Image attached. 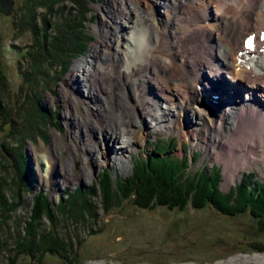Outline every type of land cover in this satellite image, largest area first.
Segmentation results:
<instances>
[{
  "label": "rangeland",
  "instance_id": "rangeland-1",
  "mask_svg": "<svg viewBox=\"0 0 264 264\" xmlns=\"http://www.w3.org/2000/svg\"><path fill=\"white\" fill-rule=\"evenodd\" d=\"M107 2L112 3L114 0H99L90 4L91 11L87 13V16L91 20L88 22V28L94 39L90 44L89 51L84 55L75 57L70 68L60 80L52 81L50 85L45 87V81L43 78L40 79L34 87L36 95H38L35 99L33 98L34 95L31 96L30 94L26 97V84L22 76V67L25 69L31 68L27 52L33 41L31 32L21 29L22 27H18V22H16L19 17L17 8L23 3V0H15L11 15L0 12V33L3 35V38H1L0 67L3 66V74L6 75V78L2 76V72L0 76L4 78L2 85L9 89L5 92L6 94L8 92L5 98L6 108H10L15 113L19 106L23 111L21 113L16 112L12 121L9 114L6 120L8 123L2 125L0 129L1 186L4 187L5 197L10 199L9 204H7L8 208L12 210L14 208L10 213L11 219H6L7 214L1 212L0 231L2 232L0 236L3 240L5 237L6 239L9 238L10 228H22L24 226L23 222L31 214L34 194L37 192H46L49 200L54 204L53 208L57 210L61 197L64 201L66 200L67 191L73 192L77 187H82L86 191L89 190L93 182L99 179L105 169L108 170L110 175H113L114 181H116L117 176L119 179L127 177L133 172L132 170L136 166L135 162H138L141 156L145 157V152L151 151L154 144L159 142L162 144L172 138L174 143L177 144L172 156L174 155L175 158L187 157L189 160L188 171L195 172L204 167L209 171L213 166L218 168L221 177L218 188L223 194H227L234 189L247 173H255L258 180L264 181V159L245 165L238 171L234 179H229L225 176V161L216 159L210 153H206L197 146L195 147L191 138L185 139L180 129L174 128L172 130L166 126L167 124L162 125L159 123L157 129L151 130L147 128V124L143 121V125L147 128L146 133L148 132L145 136L141 123L134 118L136 116L139 118L144 109L139 104V100L135 99L133 87L124 81H127L126 78L123 80L126 84L125 93L132 94L129 97L130 100H127L125 95L122 98L130 102V111L123 110L120 113V121L116 122L117 120L113 121L112 119L109 120V123L113 126L115 122V124L120 125L122 121L129 124V126L127 125V131L129 135L131 134L129 138L133 137V142L127 153L129 166L117 167L112 163L102 165V163L92 158L94 154H91V152L95 151L94 144L86 140L81 128L76 124L75 118L78 117L79 106L71 99V94L67 92L64 86L74 64L82 57L91 54L92 47L100 41L99 32L102 30L103 35L107 34V30L104 31L105 26H102V17L107 13L104 8ZM66 5L67 7L72 6V3L67 1ZM173 10L175 12V9L172 8L171 11ZM40 11H42L41 8L37 10V14ZM211 12L213 13V10ZM253 12L251 10V13ZM183 16V14L173 16L174 24L167 27V30L173 32L170 36L163 33L160 35V40L156 41L154 31L149 29L145 34L147 36L145 38L149 37L151 45H154V51H150L152 53H149L147 57L154 60L153 56L157 55V59L164 57L167 59L170 54H173L170 60L173 64L170 67L173 71L175 70L174 72L177 71L175 73L176 77L178 79L182 78V81L186 80L187 76V70L185 69L189 67L187 63L188 56H185L184 50L183 54L178 56V53L172 49H187L186 45L191 43L190 38L192 36L200 38L199 36L202 34L205 36L210 30L207 26L208 29L201 31L199 34L190 35L189 33L192 32L188 31V22L187 25L182 22ZM196 26L194 25V29H197ZM220 26L222 29L217 30L216 35L213 34L212 30L207 35L216 39L219 49H222H217L218 53H222L226 49V45L222 41L224 39L219 38L221 31L223 30L222 33H230L231 36H234L240 27L239 23L233 20ZM180 27L184 31H181ZM184 34H186L185 37H183ZM140 43L143 46L144 43L142 41ZM182 61L186 63L183 64ZM122 63L119 62L121 69L123 68ZM143 67L144 65L138 67V70L132 75L133 78L136 79L139 75L138 72ZM151 67L155 77L175 78L159 61L153 62ZM57 68L61 69V66H57ZM177 68H180L181 71ZM121 71L115 69L114 76L109 78L110 81H107L106 86L101 83V86L109 87L112 92L111 96L113 98L109 100V103L114 111L117 108V99L121 96H117L119 93L117 90L118 87H122L118 86L115 78L116 75L119 78L124 77ZM202 80L204 81V79ZM228 81L231 82L232 79H228ZM244 84L247 85V82H244ZM37 90L41 91L37 93ZM26 93L28 94V89ZM243 95H246V93H243ZM214 96L217 97V95ZM234 96L235 94H233L232 99L237 98L236 96L234 98ZM80 99H83V96L80 95ZM38 102H42V105ZM27 104L29 107H27ZM38 105H40V108L37 107ZM134 105H140V109L138 108L133 112ZM131 107L133 108L131 109ZM47 109L56 114L53 117L47 116ZM26 110L27 113L29 110L30 115L36 114L35 120L32 121V116L30 121L24 118L23 114L26 113ZM73 113H76L74 117H72ZM129 135L125 134V138ZM97 136L99 137V134L95 133L91 139L94 141ZM142 136H145L147 140L143 139ZM97 140L99 141V138ZM101 147L104 149V144L98 146L99 149ZM194 154H196L197 159L193 161ZM172 156L167 155L168 158H172ZM48 157H51L52 161L57 160L60 164L65 165L55 167V165L49 164ZM25 161H27L26 164H24ZM68 162H72V164L66 165ZM54 168L56 169L54 170L56 183L50 180ZM82 171L85 175L81 173ZM101 178H103V175H101ZM115 190L116 192L112 194L113 202H111L112 200L104 201L101 196L91 197L88 202L94 209L97 208L96 213L82 215L78 218V220H81L78 223L79 232L75 230L80 237L78 247H76L79 253L78 264H217L222 262L223 259H232L235 255L239 256L245 253L264 254V251H256L258 245L264 247V230L256 225L249 213L230 216L212 207L198 209L190 204L184 209H169L166 205H158L155 202L149 207H143L137 204L133 197L126 198L120 195L116 186ZM54 217L55 223L58 224V228L61 229L63 234L73 232V228H78L74 225L78 221L66 217L65 214L59 213V217ZM41 223L42 228L52 226L46 216L42 217ZM6 255L7 253L0 248V259L2 261L0 264H9ZM12 264H17V262ZM19 264L34 263L29 257H22L19 259ZM43 264L68 263L55 255L49 254L44 259ZM246 264L256 263L248 262Z\"/></svg>",
  "mask_w": 264,
  "mask_h": 264
},
{
  "label": "bare ground",
  "instance_id": "bare-ground-1",
  "mask_svg": "<svg viewBox=\"0 0 264 264\" xmlns=\"http://www.w3.org/2000/svg\"><path fill=\"white\" fill-rule=\"evenodd\" d=\"M104 8L107 13L102 17V26H105L107 34L103 35L100 29V41L92 47L91 54L74 64L64 86L79 106L75 121L86 140L94 144L95 151L91 152L95 155H92L93 159L102 165L112 163L117 167L129 166L127 153L133 142V137L130 139L131 134L127 131L129 124L123 121L120 125L115 124L120 121L123 110L130 111V102L122 98L125 95L130 100L132 94L125 93V82L133 87L135 99L143 106L145 113L134 118L141 123L145 136L148 134L147 128L157 129L159 123L167 124L172 130L180 129L184 138H191L195 147L225 161V176L229 179H234L245 165L264 159V56L257 54L252 59L253 66L245 73L237 70L235 58L238 50L243 49L246 32L255 30L260 33L264 30V0H114L112 3L107 2ZM172 8L175 12L171 11ZM251 10L254 12L251 13ZM172 14L185 16L182 22L184 25L188 22V31L192 32L190 35L199 34L208 29L207 26L216 35L217 30L222 29L220 25L232 20L238 22L240 27L234 36L221 31L219 38L224 39L222 41L226 45L222 53L217 52L219 46L216 39L207 36L210 30L200 38L192 36L191 43L186 45L187 49H172L178 56L183 54V50L188 56L189 67L185 69L187 76L182 81V78L176 77L177 71L174 72L170 67L173 54L167 59H157V55L153 56L154 60L147 57L154 51V45H151L149 37L145 38L146 31H154L156 41L160 40L163 33L170 36L173 32L167 27L174 24ZM194 25H197V29H194ZM140 41L144 43L143 46ZM155 61L161 62L175 78L155 77L151 67ZM119 62H123L122 69ZM140 65L144 67L135 79L132 75ZM115 69L122 70L124 77L119 78L115 73L118 86L122 87H118L117 96H121L117 99L114 111L109 103L113 98L112 92L109 87L101 86V83L106 86L109 78L114 76ZM253 72L254 75L250 76ZM215 94L217 98L214 99L212 95ZM233 94L237 98L234 96L235 99H232ZM80 95L83 99H80ZM140 105H134L133 112L140 109ZM131 115L134 116L133 113ZM112 119L117 120L114 126L109 123ZM95 133L99 134V141L97 138L94 141L91 139ZM125 134L129 136L125 138ZM103 144L104 149H99L98 146ZM48 160L55 167L65 165L57 160L52 161L51 157ZM71 164L68 162L66 165ZM54 170L50 180L56 183ZM81 173L85 175L84 171ZM254 255H235L217 264H264V254Z\"/></svg>",
  "mask_w": 264,
  "mask_h": 264
},
{
  "label": "trees",
  "instance_id": "trees-1",
  "mask_svg": "<svg viewBox=\"0 0 264 264\" xmlns=\"http://www.w3.org/2000/svg\"><path fill=\"white\" fill-rule=\"evenodd\" d=\"M67 1L71 2L72 6L67 7ZM97 1L99 0H23L18 6L19 17L16 20L18 27L30 31L33 37L27 52L31 68L22 67L26 91L28 89V94L25 91L26 97L29 94L34 95V99L38 97L34 87L40 79L43 78L45 81V87L52 81L60 80L70 68L73 59L89 51L94 38L88 28L91 18L87 13L91 11L90 4ZM40 8L42 11L37 14ZM1 38L3 35L0 33V56ZM57 66H61V69ZM0 68L2 75L3 66ZM2 76L6 78L5 74ZM4 78L0 76L2 94H0V129L2 125L8 123L6 120L9 114L12 121L16 112H23L19 106L15 113L10 108H6L5 98L8 92L7 94L5 92L9 89L2 85ZM40 91L37 90V93ZM38 103L42 105V102ZM40 105L37 107L40 108ZM47 110L49 117L56 114L50 109ZM23 116L29 121L31 116L32 121L36 118V114L30 115L29 110L28 113L26 110ZM160 143L154 144L151 151L145 152V157L141 156V159L135 162L133 172L127 177L119 179L117 176L114 181L113 175L105 169L101 173L103 178L100 175V181L99 179L94 181L89 190L77 187L73 192L67 191L66 200L61 197L57 210L53 208L54 204L49 200L46 192L34 194L31 214L24 220V226L10 228L11 234L7 239L5 237L3 240L0 236V248L7 253L8 263L19 264L20 258L29 257L34 264H43L44 259L52 254L68 264H78L79 253L76 247L80 237L76 231L79 232L78 223L81 222L78 218L96 213L97 208L94 209L88 202L93 196H101L102 200L113 202L112 194L116 192L115 186L118 187L120 195L126 198L133 197L134 201L143 207H149L155 202L158 205H166L169 209H184L190 204L198 209L212 207L230 216L249 213L256 225L264 230V181L258 180L255 173L245 174L234 189L223 194L218 188L221 181L218 168L213 166L209 171L205 167L195 172L188 171L187 157L172 156L177 148L174 139ZM167 155H171L172 158H168ZM196 159L197 156L194 154L193 161ZM26 163L27 161L24 162ZM1 182L0 180V218L1 212H5L6 219H11L10 213L14 208L13 210L8 208L10 199L5 197ZM59 213L78 221L73 222L78 228L63 234L55 223L54 216L59 217ZM43 216L48 218L51 227L42 228ZM9 239L11 241L8 242ZM256 251H264V247L258 245ZM0 263H2L1 259Z\"/></svg>",
  "mask_w": 264,
  "mask_h": 264
},
{
  "label": "water",
  "instance_id": "water-1",
  "mask_svg": "<svg viewBox=\"0 0 264 264\" xmlns=\"http://www.w3.org/2000/svg\"><path fill=\"white\" fill-rule=\"evenodd\" d=\"M15 0H0V12L4 13L5 15H11L14 9ZM246 255H254L258 253L253 254H247ZM223 259L222 261H224ZM217 263V262H216Z\"/></svg>",
  "mask_w": 264,
  "mask_h": 264
},
{
  "label": "snow or ice",
  "instance_id": "snow-or-ice-1",
  "mask_svg": "<svg viewBox=\"0 0 264 264\" xmlns=\"http://www.w3.org/2000/svg\"><path fill=\"white\" fill-rule=\"evenodd\" d=\"M247 43H248V46H249V47H251V46H252V38H251V37H249V39H248Z\"/></svg>",
  "mask_w": 264,
  "mask_h": 264
}]
</instances>
